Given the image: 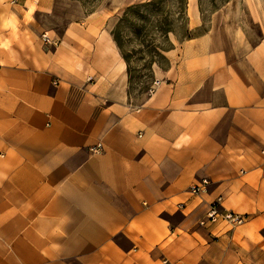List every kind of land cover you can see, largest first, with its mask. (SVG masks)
<instances>
[{"label":"crops","instance_id":"crops-1","mask_svg":"<svg viewBox=\"0 0 264 264\" xmlns=\"http://www.w3.org/2000/svg\"><path fill=\"white\" fill-rule=\"evenodd\" d=\"M68 1L0 0V264H264V37L184 41L137 102ZM217 196L245 223L199 226Z\"/></svg>","mask_w":264,"mask_h":264},{"label":"rangeland","instance_id":"rangeland-1","mask_svg":"<svg viewBox=\"0 0 264 264\" xmlns=\"http://www.w3.org/2000/svg\"><path fill=\"white\" fill-rule=\"evenodd\" d=\"M94 11L106 16L105 27L127 65L129 94L137 102L154 90L155 80L167 79L184 41L252 44L264 37V0H72L56 8L49 25L59 34L69 18Z\"/></svg>","mask_w":264,"mask_h":264},{"label":"built area","instance_id":"built-area-1","mask_svg":"<svg viewBox=\"0 0 264 264\" xmlns=\"http://www.w3.org/2000/svg\"><path fill=\"white\" fill-rule=\"evenodd\" d=\"M42 39L44 42L53 44L52 41H48L47 36L42 35ZM155 84H158V80H155ZM103 150V145L101 143H97L94 146L89 148L90 153H100ZM208 180L201 179L197 184L191 185L187 192L192 195H200L207 191ZM178 208H183V204H178ZM247 217L239 212L228 210L222 205V197L217 196L208 204V209L205 212L204 216L198 221L199 226H207V225H220L225 226L230 230L242 225L245 223Z\"/></svg>","mask_w":264,"mask_h":264}]
</instances>
